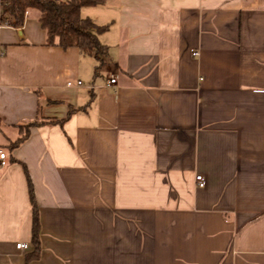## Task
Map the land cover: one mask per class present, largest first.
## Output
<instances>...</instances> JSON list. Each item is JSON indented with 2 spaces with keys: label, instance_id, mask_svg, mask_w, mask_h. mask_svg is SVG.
<instances>
[{
  "label": "crops",
  "instance_id": "0c3cea01",
  "mask_svg": "<svg viewBox=\"0 0 264 264\" xmlns=\"http://www.w3.org/2000/svg\"><path fill=\"white\" fill-rule=\"evenodd\" d=\"M81 15L109 27L99 77L95 58L46 45L35 12L0 22V264H264V0ZM39 118L65 122L12 150Z\"/></svg>",
  "mask_w": 264,
  "mask_h": 264
},
{
  "label": "trees",
  "instance_id": "16d2710c",
  "mask_svg": "<svg viewBox=\"0 0 264 264\" xmlns=\"http://www.w3.org/2000/svg\"><path fill=\"white\" fill-rule=\"evenodd\" d=\"M107 0H0V22L14 28L24 25L30 12L37 14V19L46 32V45L57 44L63 49L78 48L83 56L97 60L96 72L106 64L108 46L100 41V35L108 30V26H99L92 19L81 15V9L86 6H103ZM72 112V111H70ZM65 120L36 119L19 125L21 137L10 145L13 150L29 136L30 129L41 126L59 125L63 127ZM28 190L33 213L32 243L35 251L27 258V262L36 259L40 253V221L39 210L34 194L33 183L25 168Z\"/></svg>",
  "mask_w": 264,
  "mask_h": 264
},
{
  "label": "built area",
  "instance_id": "2783aa9c",
  "mask_svg": "<svg viewBox=\"0 0 264 264\" xmlns=\"http://www.w3.org/2000/svg\"><path fill=\"white\" fill-rule=\"evenodd\" d=\"M193 55H198L197 52H193ZM79 86L82 85V83L79 81L77 83ZM110 85H113V84H116V79L115 78H112L109 82ZM6 153L4 152H0V165L1 166H5L6 165ZM196 181L198 182V185L199 187H204L205 186V179L202 175H199L196 177ZM17 248L18 249H23V248H26V245L25 244H22V243H19L17 244Z\"/></svg>",
  "mask_w": 264,
  "mask_h": 264
},
{
  "label": "rangeland",
  "instance_id": "374dc122",
  "mask_svg": "<svg viewBox=\"0 0 264 264\" xmlns=\"http://www.w3.org/2000/svg\"><path fill=\"white\" fill-rule=\"evenodd\" d=\"M99 74H100V75H98V77L101 76V75H103V73L101 72V70L99 71Z\"/></svg>",
  "mask_w": 264,
  "mask_h": 264
}]
</instances>
